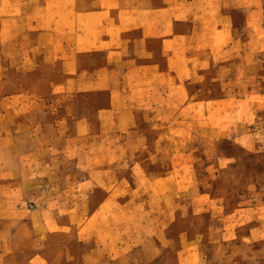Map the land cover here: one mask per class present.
I'll return each instance as SVG.
<instances>
[{"label":"crops","instance_id":"0c3cea01","mask_svg":"<svg viewBox=\"0 0 264 264\" xmlns=\"http://www.w3.org/2000/svg\"><path fill=\"white\" fill-rule=\"evenodd\" d=\"M12 3L9 5L12 14L29 13L28 5L21 4L20 0ZM40 6L41 27L35 23L33 28L37 29V25L41 31L56 30V36L25 46L51 50L55 59L65 65L79 62L84 55L104 63L100 70L89 72L79 70L76 64L67 65L64 79L56 80L53 86L54 94L67 97L108 92L110 96L107 106L97 111L100 132L84 136L74 134L71 140L73 143L94 141L98 143L95 148L75 143L73 149L62 152L63 157L73 160L72 166L66 167L68 176L62 178L65 181L58 182V192L47 199L57 206L55 214L47 212L51 233L72 234L74 242L87 246L80 259L88 264H123L130 259L131 263L127 264H148L163 252L160 246L156 253L153 252L154 256L145 260L139 259L137 254H147L146 245L150 241L155 240L158 245L163 243L166 228H170L177 217V170L170 162L158 176H152L154 170L146 169L141 160H133L136 154H132L130 147L147 138L131 131L138 126V116L148 114L154 125H163L169 131V134L159 133L151 139L157 151L153 158L159 156L161 147L163 157L174 158L176 138L170 133V127L175 124L174 100L184 102L187 111L188 103L184 100L188 95L187 83L204 78L206 72L214 68L217 75L212 80L225 86L224 93H240L235 89L238 87L227 89L226 79L230 83L243 76L247 84L242 94L264 95V87H254L250 83L257 55H264V0H41ZM14 21L16 25L10 26V43L21 37L17 32L21 21L18 17ZM160 63H164V69ZM242 65L243 75L225 73ZM116 71H120L123 78L122 89H114L103 82ZM72 75L76 77L74 80H70ZM120 93L137 97L132 96L134 102L119 105L116 94ZM152 93L158 100L146 101ZM162 95L166 100L162 101ZM166 102L169 105L167 117L162 118V103ZM244 103L242 109L247 116L238 115L239 125L250 126L256 119V107L251 104L247 107ZM64 121L67 119L62 123ZM72 124L76 128L90 126L89 118L85 117L74 118ZM249 134L251 136V131ZM9 135L11 139L18 137ZM70 137L65 135V141H70ZM25 140L29 141L27 137ZM220 140L226 139L222 137L216 142ZM256 144V141H249L243 148L247 152L254 151ZM146 154V159L151 157L150 151ZM188 157L196 155L191 152ZM216 158L219 173L236 157L216 153ZM221 160L227 161L221 165ZM193 169L194 166L188 167V174H193ZM196 191L199 207L196 214L210 215L216 211L222 221H241L248 216L251 226L242 239H250L255 234L264 238V222L258 220H264V206H260L264 203L236 207V213H228L224 204L200 189ZM70 246L66 243L64 251H69ZM199 251L198 247H188V251H183L188 257L182 258L180 264H200Z\"/></svg>","mask_w":264,"mask_h":264},{"label":"rangeland","instance_id":"374dc122","mask_svg":"<svg viewBox=\"0 0 264 264\" xmlns=\"http://www.w3.org/2000/svg\"><path fill=\"white\" fill-rule=\"evenodd\" d=\"M20 1L28 5V14H12L9 5L15 0H0V264H88L80 259L87 246L74 242L72 234L51 233L47 212L55 214L57 206L47 199L58 192V182L65 181L62 178L68 176L66 167L72 164L73 159L63 157L62 152L80 143L71 142L74 134L84 136L100 132L97 111L107 106L110 96L108 92H96L60 97L54 94L53 86L56 80L64 79L63 71L67 65L73 67L76 64L79 70L89 72L100 70L104 63L84 55L80 56L79 62L65 65L55 59L51 50L25 46L55 38L56 30L41 31L37 25V29L33 28L35 23L40 26L41 0ZM16 17L21 21L17 31L21 37L10 43V26L16 25ZM49 32L52 35H48ZM257 60L252 71L256 78L251 76L250 83L254 87H264V55L258 54ZM160 65L164 69V63ZM243 68L242 65L225 73L243 75ZM216 75L214 68L206 72L204 78L187 83L188 95L184 99L188 103L187 111L184 102L174 100L175 124L170 127V133L176 141L173 143L175 157L171 160L163 157L162 147L159 156L153 158L157 151L151 139L159 133L169 134V131L163 125H154L148 114H140L138 126L131 131L147 138V141L135 142L130 147L132 154H136L133 160H141L146 169L154 170L152 176H158L170 162L177 170V217L170 223V228L165 227L163 243L158 245L155 240L150 241L146 245L149 252L137 254L139 259L145 260L154 256L153 252L160 246L163 252L148 264H180L188 257L183 253L188 247L200 248V264H264V238L255 234L250 239H242L251 226L248 216L241 221H222L216 211L210 215L196 214L199 210L195 200L197 189L224 204L228 213H236V207L248 208L251 204L264 203V110H260L264 107V95L242 94L243 86L247 84L243 76L230 83L226 79L227 89L238 87L235 89L240 93H224L225 86L212 80ZM75 78L72 75L70 80ZM83 79L88 80L87 77ZM103 82H108L114 89H122L124 85L120 71ZM132 96L137 97L136 94H116V101L119 105L134 102ZM223 97L225 99L221 100ZM160 98L166 100L163 95ZM147 100L152 102L158 98L152 93ZM243 103L256 107V119L250 126L239 125L238 115L247 116L242 109ZM168 107L167 102L162 103V118L167 117ZM82 117L89 118L90 126L74 127L72 120ZM9 134L18 137L11 139ZM65 135H71L70 141H65ZM222 137L226 140L216 142ZM235 139L240 140V144ZM249 141H256V150L245 151L243 145ZM93 142L85 141L80 145L90 144L94 149L98 143ZM147 151L151 154L148 159L144 157ZM191 152L196 157H188ZM216 153L236 158L217 173ZM226 161L221 160V165ZM191 166H194L193 174H188ZM68 242L71 245L69 251H64Z\"/></svg>","mask_w":264,"mask_h":264}]
</instances>
